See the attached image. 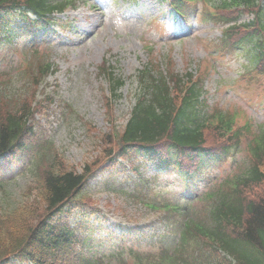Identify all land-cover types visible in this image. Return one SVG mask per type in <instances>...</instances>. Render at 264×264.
<instances>
[{
  "label": "trees",
  "instance_id": "obj_1",
  "mask_svg": "<svg viewBox=\"0 0 264 264\" xmlns=\"http://www.w3.org/2000/svg\"><path fill=\"white\" fill-rule=\"evenodd\" d=\"M191 1L173 0L174 12L187 16ZM77 2L0 0V37L8 35L17 20L29 27L63 23L57 14L76 7ZM209 5L203 13L207 20L235 21L224 28L221 47L229 51L248 44L253 50L251 68L264 75V0H219ZM244 14L252 18L239 23ZM33 54L34 61L23 69L29 83L26 92L0 93V157L9 154L5 163H0V180H8L5 166L10 160H31L35 171L32 182L20 190V197L0 206V264H264L263 126H254L250 118L241 124L236 111L207 107L202 75L156 72L159 67L152 62L138 71L140 90L130 118L119 129L111 106L123 81L104 69L112 95L105 98L111 128L98 138L100 154L79 172L45 139L38 140L29 123L35 91L54 69L44 56ZM244 142L249 152L245 170L225 178L199 200L201 208L193 207L190 215L183 216L174 248L160 244L146 251L134 245L110 255H86L97 228L94 223L87 224V216L73 225L63 206L69 204L71 209L77 200L83 201L91 214L101 216L93 199L81 194L100 164L109 162L108 167H115L118 157L132 163L147 158L192 179L201 173L204 161L220 160L231 147ZM30 150L39 156L30 159ZM169 210L173 218L182 212L178 206Z\"/></svg>",
  "mask_w": 264,
  "mask_h": 264
},
{
  "label": "rangeland",
  "instance_id": "obj_2",
  "mask_svg": "<svg viewBox=\"0 0 264 264\" xmlns=\"http://www.w3.org/2000/svg\"><path fill=\"white\" fill-rule=\"evenodd\" d=\"M81 1L76 11L61 15L68 21L65 29L53 30L51 26L33 35L20 32L13 44L0 43V85L10 78L13 90L22 88L20 73L25 57H29L25 48L38 49V55L47 54L56 65L57 71L47 78L44 92V96L49 93L53 100H44V112L37 116L35 126L73 169L81 170L85 163L100 154L102 144L98 138L111 128V113L105 107L103 96L106 81L98 74V67L106 57L117 74L126 80L122 96L111 106L112 116H116L119 126L129 117L138 91L133 78L136 70L151 60L166 66L169 59L180 72L188 69L197 73L201 69L205 73V97L209 107L217 105L236 111L242 123L251 117L256 124L264 125V75L251 68L250 54L245 48L227 51L218 47L221 26L199 21L178 24L176 30L169 32L157 22L167 0ZM200 2L202 8L203 1ZM89 128L92 129L87 131ZM244 147L245 143L235 152L232 163L215 167L203 176L192 192L186 190L173 170L162 171L152 162L143 170L151 181L139 186V198L133 196L134 182L124 180L123 172H115L113 177L106 170L100 172L86 190L107 217L100 237L108 238L109 244L102 247V251L110 252L113 244L131 245L135 236L128 230L135 226L143 228L153 240L166 233V244L175 246L180 227L163 220L165 208L154 206L151 197L189 205L194 197L217 185L243 163ZM32 178L30 169L16 167L9 184L0 186V206L17 200L20 190ZM108 230L117 235L125 233V241L108 237L105 234ZM139 246L147 251L156 249L146 242Z\"/></svg>",
  "mask_w": 264,
  "mask_h": 264
}]
</instances>
